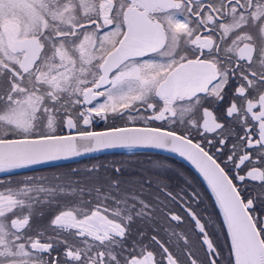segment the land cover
Masks as SVG:
<instances>
[{
    "label": "snow or ice",
    "instance_id": "snow-or-ice-1",
    "mask_svg": "<svg viewBox=\"0 0 264 264\" xmlns=\"http://www.w3.org/2000/svg\"><path fill=\"white\" fill-rule=\"evenodd\" d=\"M0 264H264V0H0Z\"/></svg>",
    "mask_w": 264,
    "mask_h": 264
},
{
    "label": "flooded vegetation",
    "instance_id": "flooded-vegetation-1",
    "mask_svg": "<svg viewBox=\"0 0 264 264\" xmlns=\"http://www.w3.org/2000/svg\"><path fill=\"white\" fill-rule=\"evenodd\" d=\"M104 158H106V159H108V160H111V159H124V158H126V157H123V156L118 155V154H117V155L107 154L106 156H104ZM174 163H175V166H176V167H184L185 170L191 172V170H190L189 168H187V167H186L184 164H182L181 162H179V161L176 160Z\"/></svg>",
    "mask_w": 264,
    "mask_h": 264
},
{
    "label": "water",
    "instance_id": "water-1",
    "mask_svg": "<svg viewBox=\"0 0 264 264\" xmlns=\"http://www.w3.org/2000/svg\"><path fill=\"white\" fill-rule=\"evenodd\" d=\"M105 155H107V154H105ZM177 161H179V162H181L182 164H184V162L182 161V160H177ZM185 165V164H184ZM186 167H187V165H185ZM191 170V169H190Z\"/></svg>",
    "mask_w": 264,
    "mask_h": 264
},
{
    "label": "trees",
    "instance_id": "trees-1",
    "mask_svg": "<svg viewBox=\"0 0 264 264\" xmlns=\"http://www.w3.org/2000/svg\"><path fill=\"white\" fill-rule=\"evenodd\" d=\"M106 156V155H105Z\"/></svg>",
    "mask_w": 264,
    "mask_h": 264
}]
</instances>
